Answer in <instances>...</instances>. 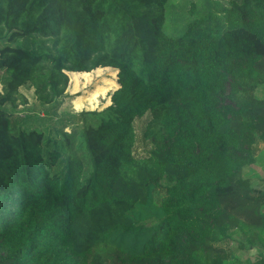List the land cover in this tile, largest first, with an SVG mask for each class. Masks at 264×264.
Here are the masks:
<instances>
[{
	"label": "trees",
	"instance_id": "obj_1",
	"mask_svg": "<svg viewBox=\"0 0 264 264\" xmlns=\"http://www.w3.org/2000/svg\"><path fill=\"white\" fill-rule=\"evenodd\" d=\"M0 264H264V0H0ZM117 71L101 111L55 137L3 108ZM153 148L134 155L137 119ZM155 192L163 193L156 201Z\"/></svg>",
	"mask_w": 264,
	"mask_h": 264
},
{
	"label": "rangeland",
	"instance_id": "obj_2",
	"mask_svg": "<svg viewBox=\"0 0 264 264\" xmlns=\"http://www.w3.org/2000/svg\"><path fill=\"white\" fill-rule=\"evenodd\" d=\"M226 4L229 0H218ZM1 45V42H0ZM68 85L64 94L50 105H42L35 100L33 89L29 86H21L18 91L25 97L24 105L15 108L6 104L3 106L11 115L15 127L33 126L37 130L51 137H55L54 129L64 132L72 129L76 124V116L82 111H101L111 104V94L118 88L117 71L111 68H98L88 73H67ZM1 92V85H0ZM264 98V85L257 86L253 91L239 94L237 99L245 97ZM149 115L135 120V145L134 155L144 156L152 148L149 139L144 136ZM252 153L256 157V163L243 172V178L247 181L253 192L264 190V143L256 141L252 147ZM163 196L161 192H155V200ZM223 248L231 256L240 260V264L247 261H255L257 250L250 242L240 234H234L232 239L216 244Z\"/></svg>",
	"mask_w": 264,
	"mask_h": 264
}]
</instances>
